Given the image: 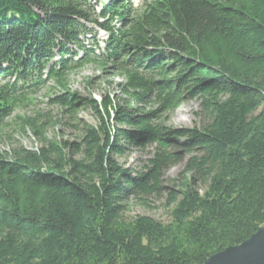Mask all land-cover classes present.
<instances>
[{"label": "trees", "instance_id": "16d2710c", "mask_svg": "<svg viewBox=\"0 0 264 264\" xmlns=\"http://www.w3.org/2000/svg\"><path fill=\"white\" fill-rule=\"evenodd\" d=\"M90 22L109 33L100 66L123 78L119 95L99 101L65 87L95 61L78 39ZM70 45L84 52L73 63ZM54 51L51 104L87 107L97 124L57 143L26 120L46 146L14 159L0 150V264H200L264 225V0H146L135 11L111 0L99 14L89 0H0L1 78L30 80ZM18 90L0 84V127L26 95ZM187 99L204 122L168 125ZM148 143L155 152L141 168L118 162ZM184 154L170 221L125 219L129 200L164 189L163 171Z\"/></svg>", "mask_w": 264, "mask_h": 264}, {"label": "rangeland", "instance_id": "374dc122", "mask_svg": "<svg viewBox=\"0 0 264 264\" xmlns=\"http://www.w3.org/2000/svg\"><path fill=\"white\" fill-rule=\"evenodd\" d=\"M105 0H91L92 4H98ZM144 0H129L133 11L137 10ZM146 1V0H145ZM99 5V4H98ZM98 7V6H97ZM97 9V8H96ZM97 32L96 40L98 48L95 53H100L105 36L98 27L94 29ZM101 58V57H99ZM103 59L86 63L78 69L73 70L66 77V88L77 92L81 96H92L98 101L103 95L109 94L112 97L119 95L117 84L121 83L123 78L119 76L118 71L110 66L103 69L100 64ZM4 81L0 80V84ZM60 88L54 82L49 80L45 86L38 91L26 93L25 96L16 99L13 112L0 127V150L8 152L10 158L14 159V151L22 149L31 152H37L46 144L42 142L31 130L26 129L24 121L35 119L44 126V135L49 142L60 143L77 142L83 133V126L97 124V120L92 111L85 107H78L70 112L56 104H51L50 99ZM199 111V100H184L177 109L170 114L167 123L173 127H193L200 126L204 119L202 115H197ZM69 153V150H67ZM66 151V152H67ZM155 152V144L148 143L142 148H130V150L121 157L118 162L126 168L139 169L146 164L147 160L152 158ZM74 158L77 153H70ZM190 154H184L180 160L170 163L162 174V185L165 187L158 193L150 196H143V200L130 199L123 217L130 219L136 215H147L160 222L167 223L171 219V209L173 204L167 205V194L174 189L177 190V184L183 179L182 171Z\"/></svg>", "mask_w": 264, "mask_h": 264}, {"label": "water", "instance_id": "95a60500", "mask_svg": "<svg viewBox=\"0 0 264 264\" xmlns=\"http://www.w3.org/2000/svg\"><path fill=\"white\" fill-rule=\"evenodd\" d=\"M200 264H264V225L241 243L210 255Z\"/></svg>", "mask_w": 264, "mask_h": 264}]
</instances>
